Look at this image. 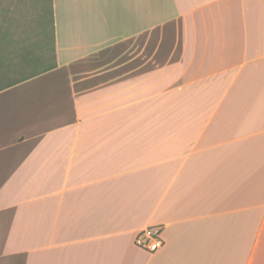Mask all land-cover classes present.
Returning a JSON list of instances; mask_svg holds the SVG:
<instances>
[{"label":"crops","instance_id":"obj_1","mask_svg":"<svg viewBox=\"0 0 264 264\" xmlns=\"http://www.w3.org/2000/svg\"><path fill=\"white\" fill-rule=\"evenodd\" d=\"M52 10L0 91V264H264V0Z\"/></svg>","mask_w":264,"mask_h":264},{"label":"rangeland","instance_id":"obj_2","mask_svg":"<svg viewBox=\"0 0 264 264\" xmlns=\"http://www.w3.org/2000/svg\"><path fill=\"white\" fill-rule=\"evenodd\" d=\"M49 10L50 0H0V62L12 79L54 64Z\"/></svg>","mask_w":264,"mask_h":264},{"label":"built area","instance_id":"obj_3","mask_svg":"<svg viewBox=\"0 0 264 264\" xmlns=\"http://www.w3.org/2000/svg\"><path fill=\"white\" fill-rule=\"evenodd\" d=\"M159 229H148L140 233L136 239V246L140 249L154 254L164 247Z\"/></svg>","mask_w":264,"mask_h":264},{"label":"trees","instance_id":"obj_4","mask_svg":"<svg viewBox=\"0 0 264 264\" xmlns=\"http://www.w3.org/2000/svg\"><path fill=\"white\" fill-rule=\"evenodd\" d=\"M49 16H50V25H51V28L53 29V10H52V0H50V10H49ZM53 51H54V58H55V48H54V43H53ZM28 63H32L33 60H27ZM53 66L51 67H48L46 68L45 70H48L50 68H52ZM6 68V65L3 63V62H0V91L4 90V89H7V88H10L22 81H25L27 79H30L36 75H38L40 72H33L30 76H23L22 78L20 79H12L10 77V71H8L7 69H4Z\"/></svg>","mask_w":264,"mask_h":264}]
</instances>
